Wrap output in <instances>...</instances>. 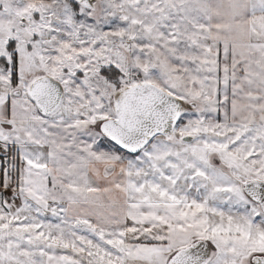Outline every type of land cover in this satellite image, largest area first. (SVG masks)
Listing matches in <instances>:
<instances>
[{
  "label": "snow or ice",
  "instance_id": "6c2138e0",
  "mask_svg": "<svg viewBox=\"0 0 264 264\" xmlns=\"http://www.w3.org/2000/svg\"><path fill=\"white\" fill-rule=\"evenodd\" d=\"M0 264H264V0H0Z\"/></svg>",
  "mask_w": 264,
  "mask_h": 264
}]
</instances>
